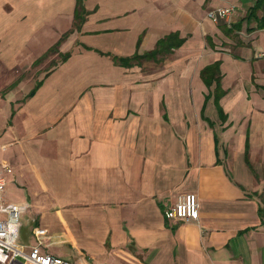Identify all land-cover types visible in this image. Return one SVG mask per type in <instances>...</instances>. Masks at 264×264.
Masks as SVG:
<instances>
[{
  "label": "crops",
  "instance_id": "crops-1",
  "mask_svg": "<svg viewBox=\"0 0 264 264\" xmlns=\"http://www.w3.org/2000/svg\"><path fill=\"white\" fill-rule=\"evenodd\" d=\"M255 2L83 0L77 29L76 0H0V175L25 195L7 203L81 264L95 242L100 264H264V177L251 172L264 163V29L244 20ZM228 5L232 31L207 17ZM173 35L169 53L117 62ZM217 62L219 86H206ZM189 193L198 220L165 219Z\"/></svg>",
  "mask_w": 264,
  "mask_h": 264
},
{
  "label": "built area",
  "instance_id": "built-area-1",
  "mask_svg": "<svg viewBox=\"0 0 264 264\" xmlns=\"http://www.w3.org/2000/svg\"><path fill=\"white\" fill-rule=\"evenodd\" d=\"M207 17L215 22H223L230 27L234 17V8L230 5L218 7L207 12ZM256 59H264V50L255 53ZM4 149L3 147H1ZM1 171L10 173L11 169L1 164ZM6 181L0 175V264H70L65 259L41 252L40 239L45 236V230L33 229L36 244L28 251L18 242L19 216L25 211L23 204L6 203L4 200ZM167 220H178L184 223L197 221L199 218V203L194 194L178 195L175 203L164 212Z\"/></svg>",
  "mask_w": 264,
  "mask_h": 264
},
{
  "label": "rangeland",
  "instance_id": "rangeland-1",
  "mask_svg": "<svg viewBox=\"0 0 264 264\" xmlns=\"http://www.w3.org/2000/svg\"><path fill=\"white\" fill-rule=\"evenodd\" d=\"M230 6H232V5H230ZM232 7L234 8V17H233V21H232V25H233L234 20L237 18L236 17L237 14H236V8L234 6H232ZM49 59H53V61H56V62H58V60H59L57 55H52ZM48 62L49 61L44 62L46 67L48 66ZM51 66L52 65L47 67L46 70L51 68ZM33 69H35V68H33ZM192 114H194L193 117L194 116L197 117L198 111H195ZM207 115L210 118L216 117V112L214 110L213 105L209 108ZM1 118H0V122H1ZM1 124L2 123H0V125ZM1 127L2 126H0V128ZM7 152L0 151V159L3 158L4 156H6ZM251 172L255 176L264 177V163L254 162L251 166ZM18 189L19 188L16 186V184L14 182L8 183L6 193L4 192L5 196H6L5 197L6 203L15 201L16 199H21V196H23L25 198L24 193L20 192ZM34 217H35L34 214L31 213L29 208L19 216L18 242L23 244V245H26V247H31L34 244H36V241L34 240V238L32 237V234H31L32 228L36 227V226H42L43 225V221L42 222H35L33 220V219H35ZM49 228L51 229V231L53 230V228L51 226H49ZM60 230L64 231V228L63 229L60 228ZM53 232H54V230H53ZM40 242L42 243V250L45 248L46 251L48 252V254L55 256V257L62 258V259H66V260L72 262L73 264H81V262H79L78 259L73 256L74 251L72 250V248L69 245H67V244H64L61 246L50 245V241L45 237H42L40 239ZM90 246L93 248L92 250H95V251H93L94 255L91 253L92 251L90 249H87L86 247H80V248L84 249L85 252L88 251L87 254H92L91 255L92 261H90V262L86 261V264H95V263L100 264L101 259H103V257L101 256V253H100V245L95 242V243H90Z\"/></svg>",
  "mask_w": 264,
  "mask_h": 264
},
{
  "label": "trees",
  "instance_id": "trees-1",
  "mask_svg": "<svg viewBox=\"0 0 264 264\" xmlns=\"http://www.w3.org/2000/svg\"><path fill=\"white\" fill-rule=\"evenodd\" d=\"M261 12V15L258 16V12ZM86 11L83 7V0H76V7H75V13H74V23L73 27L80 28V25L83 23L85 19ZM244 20L247 21V23L251 21L256 22L257 29H264V0H256L254 5L250 8L248 14L245 16ZM237 26L231 25L229 27V30H236ZM69 34V32L65 33L61 40H64V38ZM183 40L179 39L176 35L170 36L167 39L163 40L159 43V46L157 49H155L152 53L146 54L142 57L139 56H133L130 59H120L119 62L123 66H129L130 60H138L142 58L147 59H155V57L161 53H169L172 49H177L181 44ZM56 49V47H53L52 50ZM68 57L67 54L62 55L61 60H65ZM200 77L203 81V83L206 86H210L213 82H216V85L219 86V80H220V71H219V63H214L212 65H209L205 67L201 73ZM38 86V84H37ZM37 86L34 88L36 89ZM33 89V90H34ZM33 90L30 92L33 93Z\"/></svg>",
  "mask_w": 264,
  "mask_h": 264
}]
</instances>
